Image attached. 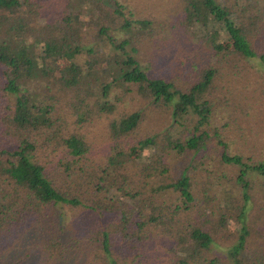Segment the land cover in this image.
Listing matches in <instances>:
<instances>
[{"label": "trees", "instance_id": "obj_1", "mask_svg": "<svg viewBox=\"0 0 264 264\" xmlns=\"http://www.w3.org/2000/svg\"><path fill=\"white\" fill-rule=\"evenodd\" d=\"M185 1L212 50L264 63L253 5ZM66 6L55 17L37 0H0V264H259L248 243L264 239L250 225L264 160L228 152L223 104L209 97L218 70L149 74L132 28L152 21L125 17L119 0ZM133 94L140 106L113 119Z\"/></svg>", "mask_w": 264, "mask_h": 264}, {"label": "rangeland", "instance_id": "obj_2", "mask_svg": "<svg viewBox=\"0 0 264 264\" xmlns=\"http://www.w3.org/2000/svg\"><path fill=\"white\" fill-rule=\"evenodd\" d=\"M37 1L44 4V9L48 13L59 17L58 14L67 12L66 4L70 0ZM89 1L91 0H82V3ZM242 1L247 6H254L250 7L248 10L250 13L247 12V15H254V22H257L262 30L257 33L255 28V31L252 32L253 45H264V41H261L264 39V0ZM119 2L126 7L125 17L126 15L128 17L131 12L135 19H147L153 23L151 28L139 25L132 28L136 42L144 44L141 46L145 58L143 67L148 70L149 74L157 71V75L164 76L165 73H169L168 68L176 71L177 66L180 68L179 71L185 67L188 72H194L198 76L210 68L218 70L214 81L217 86L216 89L213 87L209 97L212 101L218 100L223 104L218 116L221 124L224 122L226 125L229 124L225 131L228 135L226 136L228 152L231 155L240 154L243 158L244 156L250 158L252 162L264 160L263 146L256 147L261 139H264V63L259 59L246 60L231 54L219 55L212 50L213 47L206 42V34L199 24H194L191 30L188 28L184 18L185 0H119ZM107 18L108 24L106 25L113 32L120 31L122 21L113 19L111 15ZM214 29L213 37L215 39L224 42L225 45L232 44L227 35L220 31L223 29L221 24L214 25ZM216 31L220 33L216 34ZM140 39L145 41L142 43ZM65 67L66 64L63 62L62 69ZM139 106L138 96L129 95L120 102L118 110L112 114V118L115 119L125 113L132 112ZM107 121H109L107 117L99 119L97 128H104ZM148 121L147 125L152 126L157 120ZM93 124L94 119L86 125ZM91 128L93 131L95 127L91 126ZM256 183L253 190V202L255 201L257 204L254 211L257 214L252 212L250 225L259 229L264 224V200L262 199L264 184L260 181ZM226 186L229 187L227 184ZM234 193L238 194V190ZM227 223L225 221L222 226H229ZM248 244L251 251L249 256L254 262L264 264L263 233L255 232ZM229 245L230 241L224 240L222 243L225 248ZM221 252L226 256L225 251ZM253 260H248V262L251 263Z\"/></svg>", "mask_w": 264, "mask_h": 264}]
</instances>
